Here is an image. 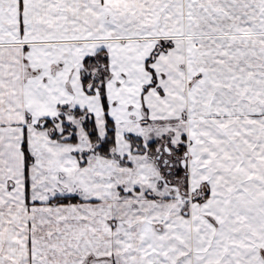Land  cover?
<instances>
[{"label":"snow or ice","instance_id":"6c2138e0","mask_svg":"<svg viewBox=\"0 0 264 264\" xmlns=\"http://www.w3.org/2000/svg\"><path fill=\"white\" fill-rule=\"evenodd\" d=\"M0 264H264V0H0Z\"/></svg>","mask_w":264,"mask_h":264}]
</instances>
